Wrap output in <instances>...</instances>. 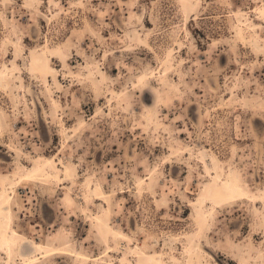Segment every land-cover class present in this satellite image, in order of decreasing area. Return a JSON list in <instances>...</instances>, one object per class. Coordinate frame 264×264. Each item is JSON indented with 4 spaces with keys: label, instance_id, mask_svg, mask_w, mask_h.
<instances>
[{
    "label": "rangeland",
    "instance_id": "obj_1",
    "mask_svg": "<svg viewBox=\"0 0 264 264\" xmlns=\"http://www.w3.org/2000/svg\"><path fill=\"white\" fill-rule=\"evenodd\" d=\"M3 191L0 264H264V0H0Z\"/></svg>",
    "mask_w": 264,
    "mask_h": 264
},
{
    "label": "bare ground",
    "instance_id": "obj_2",
    "mask_svg": "<svg viewBox=\"0 0 264 264\" xmlns=\"http://www.w3.org/2000/svg\"><path fill=\"white\" fill-rule=\"evenodd\" d=\"M48 163L49 164H53L54 162L52 160H49ZM43 173L46 176L52 177L49 172H47L46 170L42 169V170H40L38 172H34V173L27 174L24 177V179L25 180H32V181L36 182V176H38L40 174H43ZM238 186H240V185H238ZM10 194H12V193H10ZM233 194H234V192H233ZM242 194H243V191H242ZM98 195L101 196L102 198L105 197V194L102 193V192L98 193ZM247 196H248V193H247ZM247 196H245V198H247ZM12 201H13L12 195L7 196V192L3 191L2 194H1V196H0V234L3 235L4 243L7 245V248L9 250L8 251V258L9 259L10 258L12 259V256L15 254L14 247L17 244V242L19 243L20 240L21 241H25L26 240L25 236H23L22 234H20L19 232H17V230H15L14 228H12V226H10V222H8L5 227H3V224L2 223L4 222V220H2V219L5 218V215H9L11 213ZM9 220L11 221V217H9ZM5 222H6V220H5ZM35 248H37L38 251H40L41 254H46L48 256V253L49 252L44 251L45 247L43 245H35ZM35 260H37V255H33V256H31V257H29L27 259H24L23 264H30V262H33ZM9 264H13L12 261H10Z\"/></svg>",
    "mask_w": 264,
    "mask_h": 264
}]
</instances>
